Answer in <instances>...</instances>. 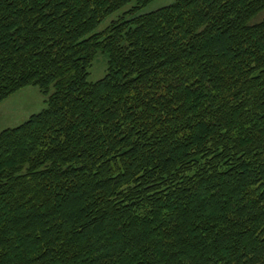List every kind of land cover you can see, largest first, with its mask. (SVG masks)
I'll return each instance as SVG.
<instances>
[{
	"label": "trees",
	"instance_id": "obj_1",
	"mask_svg": "<svg viewBox=\"0 0 264 264\" xmlns=\"http://www.w3.org/2000/svg\"><path fill=\"white\" fill-rule=\"evenodd\" d=\"M153 1L0 0V264H264V0Z\"/></svg>",
	"mask_w": 264,
	"mask_h": 264
},
{
	"label": "rangeland",
	"instance_id": "obj_2",
	"mask_svg": "<svg viewBox=\"0 0 264 264\" xmlns=\"http://www.w3.org/2000/svg\"><path fill=\"white\" fill-rule=\"evenodd\" d=\"M175 0H155L142 12H151L172 4ZM115 15L108 17L99 30L107 26ZM107 57L98 53L90 68V81H98L106 74ZM47 107V97L38 86L29 85L19 90L0 103V131L8 127H16L35 113Z\"/></svg>",
	"mask_w": 264,
	"mask_h": 264
}]
</instances>
